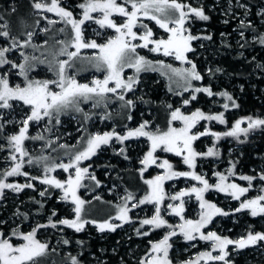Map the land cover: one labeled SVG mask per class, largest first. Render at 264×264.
Wrapping results in <instances>:
<instances>
[{
  "label": "rangeland",
  "instance_id": "374dc122",
  "mask_svg": "<svg viewBox=\"0 0 264 264\" xmlns=\"http://www.w3.org/2000/svg\"><path fill=\"white\" fill-rule=\"evenodd\" d=\"M44 2L50 3V0H44ZM84 2L85 0L82 3ZM180 2L190 4L192 7L203 8L207 16L206 9L215 14H219L222 18V22L225 24L229 23L230 19L237 22L231 36L234 38L233 43L238 49L242 48L241 45L245 38L251 43L258 41L256 29H260V33L264 36V2L257 7L255 11H253L252 6L247 3V0H211L210 2H208V0H192L190 3L186 0H180ZM11 3V7L8 8L9 4H7L6 1L0 0V17H3V19H0V31H9L10 36L15 37L20 44H24L29 40L27 35L29 32L33 35L30 42H28L25 47H18L7 53V58L11 62L19 65L25 62L21 53L28 56V62L32 65L31 70L27 74L28 80H58L57 62L68 60L66 54H60V50L64 45L59 43V41L70 43L74 36L71 26L62 21L55 13L44 11L37 12L33 8L34 0H22L19 4H14V2ZM117 3L123 4L131 10L130 4L125 3V0H117ZM241 4L245 5V7H240ZM59 5L67 11H71L74 19H82L83 9L79 7L80 4L77 7L70 6V8H67V3H65L64 0H60ZM91 15L94 19L86 21L85 24L82 25V34L85 43L95 41L98 45H102L107 43L109 39L115 38L117 33L114 29L107 27L101 28L100 25L94 22L95 19L102 17V13L94 12L91 13ZM111 18L117 24L123 23L125 19L118 14H113ZM140 19L142 23L147 24L148 27L151 28L154 34L152 39H167L169 34L159 28L154 21H150L144 17ZM37 21L39 23H37ZM49 21H56V23H49ZM199 21L193 17L190 22L185 25L192 35L201 37L191 42L193 51L186 53V57L187 60L196 65V71L201 75V80H192L191 83L188 84L181 76L175 75L172 69L183 71L191 67L189 63L176 60L174 56L166 57L162 52H151L149 49L154 46L151 44L148 48L138 47L137 54L143 56L151 63L147 69H143L139 73L136 72L135 68H124L122 73L123 78L125 80L129 78L136 80L131 91L118 89L117 93H107L105 98L100 100L99 105L95 107L94 104L96 100L100 98L94 97L93 99L85 101L83 98L77 97L76 106H78L81 111H76L75 106L62 110L58 117L59 123L56 122L57 117L55 113H53L51 121L48 117H43L38 122H29L28 132L26 134L28 139L23 142V148L27 151L28 156L23 158L24 165L21 169L22 172L28 174L27 176L16 175L5 177L4 173L11 170V167H13L16 162H19L20 155L19 153H14L13 148L9 145V137L19 134L20 128L23 127V121L31 114V108L28 105H24L22 101L17 100L9 101L11 105L9 108L0 107V179H4L6 183L10 184L24 185L31 183L33 185L32 188H23V190L19 192L13 191L12 189H4L2 193H0V238L8 239L14 246H19L24 243L19 235H13V232L23 233L20 231V227L23 228V223L11 213L12 211L14 213L16 212L15 207L12 208V206L19 205L22 200H29L35 194H40L42 191L46 194L51 191V194L47 198L49 199L48 202L53 200L52 202L54 203L50 204L48 208L49 213L54 212L57 203H61L59 207L62 214H60L56 222L68 217L69 220L75 219V205L72 203L71 197L64 200L62 190L41 183L45 175L54 177L62 182L66 181L69 175H75V169H70L68 172H65L63 169L56 168L50 173H45V165L51 166L53 164L69 163L77 153L83 151L87 147V140L96 134L103 135L104 133L115 132L120 136H124L129 130L139 128L144 122H147L148 125L145 129L146 131L153 133L157 131L166 132L169 127L177 129L184 127L182 121L171 120V114L176 109H179L184 116H191L194 112L200 111L205 115L212 116L223 114L225 123L221 124L219 121L215 120H199L191 129L189 134H194L199 137L192 142V148L195 152L201 154L196 157L195 168H189L188 165L183 163V156L187 154L186 152L182 153L181 156H177L174 152H165L158 148L154 153L156 164L149 165L147 169L144 170V165L141 161L144 159L147 152L151 150V141H149L147 137H134L121 143L113 138L109 144L102 145L97 149L96 153L89 159L80 162L79 167L87 168L88 171L81 180V187L77 190V196L85 202L81 213L82 220H94L89 224L92 225V227H89L90 230L92 229L93 232L98 233L99 236L117 232L126 240L124 248L120 249L118 245L112 249L111 253L114 256L119 253L122 255L121 258L117 259L116 263L112 262L108 257L103 256L101 253L98 256L91 255L88 264H142V262L146 264L152 256L162 255V253L158 254L152 252V244L158 243L165 235H169L173 231L176 235L170 236L169 244L171 247L168 250V259L171 261V264H188L190 261L193 262V264H196L197 261L198 264H224L223 261H212L201 258V254L205 252H211L213 256L220 254L218 250H213L211 241L201 240L199 238V233H194L196 239L189 241L184 238L180 231L179 225L183 224L185 220L198 221L201 212L204 211L200 208V201L196 199L195 194L193 193L190 196L182 197L184 211L181 216L183 219H181V216L175 215L171 208L168 207L169 204L175 206L180 203L179 200L174 201L170 199L172 196L181 191L190 190L193 187H203L199 181L192 179L191 176L178 177L163 182L164 200L160 203L159 207L161 209V217L167 222L166 225L160 228H154L150 225L141 226V221L144 219H151L155 215L156 209L154 203L139 204V201L151 191L145 181L152 180L158 175H165L166 169L158 167L164 160H167L172 165L173 171L194 172L196 175H200L206 179L213 187L204 193V200L215 204L221 210L222 207L227 210H233V206H237L238 208L242 201L255 199L258 196L264 195V185L261 180H255L253 178L251 183H249V181L241 179V177L244 176L242 175V171L240 170L236 173L235 166L232 165L233 161L238 164L243 157V147L242 145L235 144L234 139L237 137L225 136L224 133L230 131L237 120H244V123L241 124L242 128H247L248 126L247 119L239 117L240 111L236 99H233V90L236 87L242 90L243 87L233 83L227 76L223 78V82L225 87L228 86L229 89L218 87V79L215 81L211 78L209 75L211 69L207 66L204 71L208 82H203L202 73L199 71L195 59L205 52H208L209 43L207 39L203 38L208 36L205 34L208 29L202 26V24H198L197 22ZM225 21H227V23ZM242 21L245 24L251 23L253 28L249 30V32L244 31L243 38L240 36L241 30H243V28H241ZM5 25H7V28L4 27ZM60 29H64V31L61 32ZM133 30L136 31L138 35L144 32V29L140 27L134 28ZM11 43V39L5 41L3 37H0V47H9ZM132 43L141 44L143 42L135 40L132 41ZM75 50L76 49L73 47L67 48L69 52ZM98 54V48L80 49L79 55L69 62L71 67L66 66V77H72L78 83L89 84L90 86L93 80H103L107 75V71L106 69H97V62L94 57ZM168 65H170L171 68H168ZM0 77L6 78L9 86L12 88L17 86L24 87L27 83L25 77L20 75L19 68H13L11 64H5L0 67ZM149 78H154L164 83L167 94L178 100L176 106H161L157 108L154 114L151 113V109H149L144 102V88H141L143 81ZM212 84H215V86L212 87ZM49 87L51 91H60L59 87L55 84H50ZM109 87H114V83H110ZM196 88H210L213 95L209 96L204 92H196ZM220 93H227L232 97V100L229 101L226 97L220 95ZM120 94L124 95V100L118 98ZM149 94V92H146V96ZM192 96H195L196 99L193 100ZM199 99H201L202 103L197 104ZM127 100H131L133 102L132 105H127ZM185 100H188L189 103L184 104ZM168 103L169 100H167L166 97L161 98V104L165 105ZM224 104H228L229 107L225 109ZM139 105H141L142 108L140 110ZM136 109L139 110L138 114L135 113ZM149 114H152L153 117L147 118L150 116ZM144 115L146 117H144ZM251 118L264 119V117H258L257 115ZM250 131L252 132H248L246 135L240 133L238 138L244 139L248 135V138L257 142L260 137H264V126L257 127ZM202 132H207L208 134L199 135ZM212 133L218 135L214 136ZM38 136H42L43 139H33V137ZM221 140L223 143L228 144L224 154L223 147L220 144ZM143 148L145 151H143ZM209 148L213 149L215 153L213 156L206 155ZM129 149H131L132 152V156L130 155L131 157L128 156L130 154V152H128ZM250 149L256 152L258 150L264 151V146L254 145ZM13 154L17 156V161H12L10 159V156ZM105 155L108 157H105ZM42 157H47V160L41 159ZM261 157H263L262 153H254V158L260 159ZM169 158L181 162L182 166H177V164L170 161ZM29 159L33 161L32 164H28ZM114 159L116 161L128 159L123 162L122 167L125 171L138 170L137 173L125 172L123 176V183L131 189L139 190L137 193L123 187L121 183H115L113 181V179L117 177V174L112 168H108L107 166L110 165ZM133 161H135V163H133ZM208 162L214 166L212 172H208L204 167ZM137 163H139L138 166H136ZM260 168L264 169V163L260 165ZM99 169L100 172H97ZM251 170H255V168ZM218 174L226 177V184L234 183L240 187L248 188L249 190L240 197V200L233 199L229 193L220 192L215 189L214 186L220 182ZM102 176L105 179L103 183ZM257 176H259V174H257ZM32 177H36L37 179H31ZM92 177H95V179ZM240 180L241 182H239ZM246 182H248V184L244 185ZM105 194L107 198L103 196ZM129 194L132 195L133 199L126 200L125 198ZM125 203L130 209L128 212V222L115 219L118 215L119 208L124 206ZM225 203H227V205H225ZM261 203H264V201ZM133 205H136V207H133ZM70 212L73 214L68 215ZM238 213L239 214H235L234 217H230L235 223L246 214H251L250 210H242ZM224 217L225 219L227 218L224 215L214 216L212 222L202 228L201 232L205 235L209 232H216L222 238L226 237L232 240H237L241 237L246 238L249 232L253 234L264 233V214L255 216L258 217V224L255 227H251L248 223H243V226L246 227L240 232L233 233L235 234L233 238L226 236L228 231L224 230L220 225ZM48 219L47 216H35L31 222L24 226L26 231L24 234L31 232L34 228H37L38 225H46V227L37 230L36 239L41 243L47 244L49 249L50 244L52 248L50 250L63 251L69 254L70 251L65 250L61 243L62 234L67 230L65 227L66 225H56L55 228H52L50 227ZM216 219L217 221L213 225L212 223ZM95 220H97V222H95ZM106 221L119 226H117L114 231L107 229L100 231L98 225ZM87 225L88 224L85 223L82 231L88 229ZM69 229L76 232L73 228L69 227ZM138 229L139 234L137 231ZM145 232H147L148 235H144L143 233ZM157 233L159 234L155 235ZM180 243L183 245H179ZM48 248L46 255L38 258V264H53L48 254ZM245 249H249L253 253L258 254V256H261L260 258L264 260V241H261L243 249H237L233 245H229L227 248L229 254L226 257L229 264H233L235 256ZM178 256H185L186 260L181 261ZM174 257H176L177 261H174ZM60 264L64 263L60 261Z\"/></svg>",
  "mask_w": 264,
  "mask_h": 264
},
{
  "label": "snow or ice",
  "instance_id": "6c2138e0",
  "mask_svg": "<svg viewBox=\"0 0 264 264\" xmlns=\"http://www.w3.org/2000/svg\"><path fill=\"white\" fill-rule=\"evenodd\" d=\"M125 3L130 4L131 10L125 7L123 4L117 3V0H85L84 3L80 4L79 7L83 9V17L80 20L74 19L71 11L65 10V8L59 5V0H50V3L44 2V0H34L33 8L37 12H50L55 13L64 21L67 25L71 26V29L74 33V36L70 43H65L64 41H59L64 45L60 54H66L68 60L58 61V80L55 81H32L28 80L27 74L31 70L32 65L29 64L28 56L24 53H21V56L24 58V63L15 64L7 58V53L18 47H25L28 42H30L32 33L29 32L28 38L24 44H20L15 37L10 36V32L7 30L0 31V37H3L5 41L8 39L12 40V43L9 47H0V67L5 64H11L13 68H19L20 75L24 76L27 83L26 86L20 87L17 86L12 88L9 86L8 80L6 78L0 77V107L9 108L11 107L9 101L17 100L22 101L24 105H28L31 108V114L23 121V127L20 128L19 134L12 135L9 137V145L13 148L14 153H19L20 159L19 162H16L11 170L4 173L5 177L16 176V175H25L21 171L24 165V157L28 156L27 151L23 148V142L28 139L26 135L28 132V125L30 121H40L43 117H48L51 121L53 113L56 114V122L59 123V114L62 110L68 109L69 107L75 106L76 111H81V109L76 106V98H83L85 101L93 99L94 97L100 98L96 100L95 106L99 105L100 100L104 99L107 93H117L118 89H123L126 91H131L136 80L129 78L125 80L123 78V70L125 67L135 68L136 72L139 73L143 69H147L150 65V61H147L143 56L137 54V48H148V46L154 45L149 49L151 52H162L164 56H174L176 60L181 62H187L191 65L190 68L184 69L183 71L178 69H172V72L175 75L181 76L188 84L192 80H201V75L196 71V65L191 61L187 60L186 53L193 51L191 42L201 37L192 35L188 29L185 27L186 23H189L190 20L194 17L201 21L209 20V17L205 14L203 8L192 7L190 4H185L180 2V0H125ZM240 7H245L241 4ZM14 11V9H13ZM99 12L102 13V17L95 19V23L100 25L101 28L107 27L114 29L117 35L115 38H111L107 43L98 45L95 41L90 43H85L82 34V25L86 21H91L94 17L91 13ZM113 14H118L119 16L125 18L124 22L117 24L111 17ZM141 17H144L150 21H154L159 28L163 29L168 33L167 39H152L153 32L147 24L142 23ZM3 19V17H0ZM227 23V21H225ZM37 23H39L37 21ZM49 23H56V21H49ZM7 28V25L4 26ZM143 28V34L138 35L134 28ZM251 23L245 24L241 22V28H251ZM61 32L64 29H60ZM241 38L244 37V32H240ZM204 39H211V36L203 37ZM258 42L261 45H264V36L257 38ZM140 40L143 43L134 44L132 41ZM244 45L242 44L241 47ZM68 47H73L75 51H67ZM82 48H92L99 49V54L94 57L96 60V67L98 70L106 69L107 75L103 80H93L91 86L89 84H80L72 77H66V66L71 67L69 63L73 58L79 55L80 49ZM35 59V58H33ZM171 68L170 65L167 66ZM110 83H114V87H109ZM55 84L59 87L60 91L55 92L51 91L49 85ZM187 90V89H185ZM196 92H204L207 95L212 96L213 93L210 88H196ZM220 95L226 97L229 101L232 100V97L227 93H220ZM120 100H124V95L120 94L118 96ZM192 99H196L195 96H192ZM131 100H127V105H132ZM189 101L185 100L184 104H188ZM235 106V105H234ZM228 104H224V108L227 109ZM130 118V117H129ZM171 120L176 121L180 120L183 122L184 127L174 128L169 127L166 132H149L145 129L147 128V122H144L135 130H129L126 135L120 136L115 132L104 133L103 135L96 134L91 136L87 140V147L77 153L74 158L70 160L69 163H59L53 164L51 166L45 165V173H50L56 168L63 169L65 172H68L70 169H75V175H69L66 181H60L54 177H49L45 175L41 180V183L52 186L56 189L63 191V199L67 200L71 197L72 203L75 205L74 213L75 219H63L59 223L66 225L70 228L75 229L76 232H80L84 229L85 223L81 218V213L84 206V201L77 196V190L81 187V180L84 177V174L87 173V168L79 167V164L82 160L89 159L94 155L102 145H107L109 142L115 138L121 143L128 140L129 138L134 137H147L151 141V150L147 152L144 159L141 163L144 165V170L147 169L149 165L156 164V157L154 153L159 148L165 152H174L175 155L181 156L182 153H187L183 156V163L188 165L189 168H195V160L198 155H201L195 152L192 148V142L199 137L197 135H190L191 129L199 120H215L219 121L221 124L225 123L223 114L219 115H205L203 112L196 111L191 116H184L181 114L179 109H176L171 114ZM244 123V120H237L233 128L224 133L225 136L237 137L240 133L245 135L252 129L257 127L264 126V119H252L251 117L247 118L248 126L247 128H242L241 124ZM207 132H202L199 135H206ZM212 135H218L212 133ZM33 139H43L42 136L33 137ZM123 151V150H122ZM215 153L213 149L209 148L206 155L213 156ZM12 161H17V156L15 154L10 156ZM41 159L47 160V157H42ZM31 159L28 160V164H32ZM158 167L166 169V173L163 176H156L152 180H146L145 183L151 189L150 193L146 195L143 199L139 201V204L145 203H154L156 205L155 215L151 219H144L141 221V226L150 225L154 228H160L166 225V221L161 217V209L159 207L160 203L164 200L163 192V182L165 180H170L178 177H188L191 176L192 179L197 180L203 187H193L187 191H181L178 194L172 196L170 199L176 201L179 200L178 205L169 204L168 207L171 208L172 212L181 216L184 211V202L182 197L190 196L193 193L196 196V199L200 201V208L204 211L201 212L200 219L198 221L185 220L181 225L180 231L183 234L186 240H194L196 236L194 233H199V238L205 241L212 242L213 250H218L219 255L213 256L211 252H205L201 254V258H206L207 260L212 261H223L224 264H229L226 257L228 256L227 248L229 245H233L237 249H243L250 245H255L258 242L264 241V233H255L249 232L245 237H241L237 240H232L229 238H222L216 232H209L205 235L201 232V229L207 226L212 222V219L216 215H229L228 212L222 211L215 204L209 203L204 200V193L209 191L213 186L200 175H196L194 172H177L172 170V165L164 160L163 163L159 164ZM219 175V174H218ZM95 179V177H92ZM31 179H37L32 177ZM241 179L249 181L251 183L252 177L242 176ZM261 180H264V176L260 177ZM226 177L219 175V183L214 187L220 192H226L231 195L235 200H240V197L243 196L249 189L245 187H240L236 184H226ZM31 183L24 185L20 184H10L6 183L4 179H0V193L4 189H12L13 191L19 192L23 188H32ZM46 193L41 192L40 195L44 196ZM126 200L133 199L132 195L129 194ZM264 195L258 196L255 199L242 201L240 206L236 208L235 212H240L242 210H250V213L253 217L257 215L264 214ZM136 207V205H133ZM130 209L125 203L124 206L119 208L118 215L115 219L122 222H128V212ZM55 215V212L53 213ZM181 219L183 217L181 216ZM52 227H56L55 223L51 222ZM95 223V222H93ZM119 225H113L110 222L100 223L98 225L100 231L111 230L114 231L115 228ZM40 227H46V225H38L37 228H34L29 233H17L13 232V235H19L20 238L24 241L23 244L19 246H14L8 239L0 238V264H38V258L46 255L48 245L41 243L36 239V232ZM139 234V229L137 230ZM148 235L147 232L143 233ZM176 233L173 231L169 235H165L164 238L158 243L152 244V252L162 255H155L149 259L146 264H171V261L168 259V250L171 247L169 244L170 236H174ZM68 243V241H64ZM72 264H78V261L75 257H72ZM145 264V262H142ZM188 264H193V262H188ZM198 264V261L196 262Z\"/></svg>",
  "mask_w": 264,
  "mask_h": 264
},
{
  "label": "trees",
  "instance_id": "16d2710c",
  "mask_svg": "<svg viewBox=\"0 0 264 264\" xmlns=\"http://www.w3.org/2000/svg\"><path fill=\"white\" fill-rule=\"evenodd\" d=\"M1 1H6L7 4H9L8 8H10L12 4L11 2H14V4H19V2L22 0ZM83 1L84 0H64V2L67 3V8H70V6L77 7ZM186 1L190 3V1L192 0ZM210 1L211 0H208V2ZM263 2L264 1L261 0H247V3L252 6L253 11H255L257 7L262 5ZM206 13L208 14L209 20H198L199 22L197 23L202 24V26L206 27L208 30L207 32H205V34L211 36V39H207L209 43L208 52H205L203 55L195 59L197 67L202 73L203 82H208L206 73L204 71L206 66L211 69L209 72L211 78L215 81L218 79V87L229 89L228 86L225 87L223 82L224 77H229L233 83H236V85L243 87L242 90L239 87H236L233 90V99H236L238 109L240 111L239 117L245 119L254 115H257L258 117H264V45H261L258 41L255 43H251L245 38L243 41L244 46L241 49L236 48L233 43L234 38H232L231 33L233 32V28L235 27L237 22L230 19V22L225 24L224 22H222V18L219 14H215L208 9H206ZM251 29L253 28H243V30L241 31L249 32V30ZM255 31L258 37L262 36V34L260 33V29H256ZM211 86L213 87L215 86V84H212ZM141 88H144V102L146 106L151 109L150 111L152 114H154V112L157 111V108L161 106H176V102L178 100L172 98L167 94L163 82L157 81L154 78L145 79L142 83ZM146 92H149L150 94L146 96ZM163 97H166L167 100H169L168 104H161V98ZM199 103H202L201 99L198 100L197 104ZM140 109H142L141 105H139V110ZM139 110L136 109L135 113L138 114ZM152 114H149L150 116L147 118L153 117ZM144 117L146 116L144 115ZM234 141L236 145H242L243 147V157L240 159L238 164L234 161L232 163V165L235 166L236 173L241 170L242 175L252 177L255 180H261L260 176H264V169L260 168V165L264 163V151H257L258 154L262 153L263 157H261L260 159L254 158V153L257 152L251 151L250 148L254 145L264 146V137H260L257 142H254L251 138H248L247 135L244 139L235 138ZM220 144L223 147L224 154L227 150L228 144L223 143L222 140L220 141ZM143 151H145L144 148ZM128 152H130V154L128 153V156H132L131 149H129ZM105 157L108 156L105 155ZM128 159H123L121 161H116L114 159V161L107 167L112 168L117 174V177L113 179L115 183H121L123 187H126L137 193V191L139 190L131 189L123 183V176L125 172H138L137 169L132 171L123 170V162ZM169 160L176 163L177 166H182L181 162L179 161H175L171 158H169ZM210 162H208V164L204 166L205 169L208 170V172H212L214 169V166L211 165ZM133 163H135V161H133ZM138 165L139 163L136 164V166ZM252 168H255V170H251ZM97 172H100V169ZM257 174H259V176H257ZM104 180L105 179L102 176V183L104 182ZM261 181L264 185V180ZM239 182H241V180ZM247 184L248 182H246L244 185ZM50 194L51 191H49L48 194H45L44 196H41L39 193H37L33 197H31V199L22 200L21 204L12 206V208L15 207L16 212L14 213L12 211L11 213H13L14 217L19 218V220L23 223V228L20 227L21 232H26L24 226L31 222L35 216H47L49 218L48 221H50L51 219V222L55 223L57 226H63V224H60L58 221L56 222V220L60 217V214H62L59 207L61 203H57V206L54 209L55 215H53L54 212H48L50 204L54 203L52 202L53 200H51V202H48L49 199L47 197ZM103 196L106 197L107 195L105 194ZM225 205H227V203H225ZM236 208L237 206H233V210H227L226 208L222 207V210L224 212H228L229 215L226 216V219L224 217V220L221 221L220 225L222 228H224V230L228 231L226 233V236L230 238H233V235H235L233 233L240 232L244 227H246L243 226V223H248L249 225H251V227H255L258 224V217H253L251 214H246L245 216L241 217L240 220L236 223L233 222L230 217H234L235 214H239L238 212H234ZM70 213L68 215L73 214L72 212ZM66 219H69V217ZM92 221L94 220L87 221L88 229L85 231H80L79 233L71 231L68 226L64 225L67 230H65V232L62 234L61 243L63 245V248L67 251L69 250L70 253L66 254L63 251L50 250L52 248L49 244L50 249L48 248V254L53 264H60V261L64 264H72V257L76 258L78 264H88V260L91 258V255L98 256L101 253L103 254V256L111 259L114 263L117 262V259L121 258L122 255L120 253L114 256L111 252L112 249L118 245L120 246V249L124 248L126 244L125 238H122V236H120V234H118L117 232H112L109 235L99 236L98 233L93 232V230H90L89 228L92 227V225H89ZM216 221L217 219L214 220L212 224L214 225ZM95 222H97V220H95ZM50 227L52 226L50 225ZM42 228L43 227H40L39 229ZM158 234L159 233L155 235ZM64 241H68V243H64ZM179 245L183 244L180 243ZM178 257L181 261L186 260L185 256ZM260 257L261 256H258V254L253 253L249 249H245L244 251H241L240 254L235 256V258L233 259V264L264 263V260H262V258ZM174 261H177L176 257H174Z\"/></svg>",
  "mask_w": 264,
  "mask_h": 264
}]
</instances>
